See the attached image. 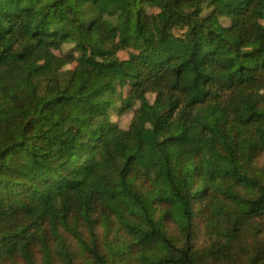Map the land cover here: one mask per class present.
Instances as JSON below:
<instances>
[{
    "label": "trees",
    "instance_id": "16d2710c",
    "mask_svg": "<svg viewBox=\"0 0 264 264\" xmlns=\"http://www.w3.org/2000/svg\"><path fill=\"white\" fill-rule=\"evenodd\" d=\"M0 264H264V0H0Z\"/></svg>",
    "mask_w": 264,
    "mask_h": 264
},
{
    "label": "rangeland",
    "instance_id": "374dc122",
    "mask_svg": "<svg viewBox=\"0 0 264 264\" xmlns=\"http://www.w3.org/2000/svg\"><path fill=\"white\" fill-rule=\"evenodd\" d=\"M174 14L178 13V10H173ZM229 12V10L220 2L216 3L215 6V13L217 15H225ZM236 32L238 34H240L241 36H243L244 38L248 37L249 34V28L246 26H240L236 28ZM185 76H186V72H183L180 76L176 77L174 79V84L175 85H182L184 80H185ZM127 93H130V90L127 91ZM18 108L16 107H12L9 112V118L10 119H14L15 117L18 116ZM190 122L193 126V128L195 129L197 127L198 124V119L195 115V113H191L190 114ZM174 150L177 152H181L185 155H192L194 153V146H193V142L191 140H183V141H178L177 143H175L174 145Z\"/></svg>",
    "mask_w": 264,
    "mask_h": 264
}]
</instances>
